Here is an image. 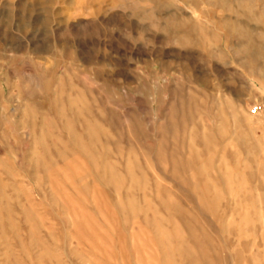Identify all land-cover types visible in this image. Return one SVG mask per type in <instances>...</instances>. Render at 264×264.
Instances as JSON below:
<instances>
[{"label":"rangeland","instance_id":"374dc122","mask_svg":"<svg viewBox=\"0 0 264 264\" xmlns=\"http://www.w3.org/2000/svg\"><path fill=\"white\" fill-rule=\"evenodd\" d=\"M260 68L264 0H0V264H264Z\"/></svg>","mask_w":264,"mask_h":264},{"label":"built area","instance_id":"2783aa9c","mask_svg":"<svg viewBox=\"0 0 264 264\" xmlns=\"http://www.w3.org/2000/svg\"><path fill=\"white\" fill-rule=\"evenodd\" d=\"M247 111L251 116L264 119V93L249 98Z\"/></svg>","mask_w":264,"mask_h":264},{"label":"bare ground","instance_id":"6f19581e","mask_svg":"<svg viewBox=\"0 0 264 264\" xmlns=\"http://www.w3.org/2000/svg\"><path fill=\"white\" fill-rule=\"evenodd\" d=\"M218 1H222V0H218ZM248 1V0H247ZM250 1V0H249ZM166 21H167V19H165ZM173 21V20H172ZM234 33H236L237 35H238V33H240V32H238L237 31V29L235 28V27H232V29H231ZM179 35H180V33H179ZM239 36L241 37L242 35H240L239 34ZM242 37H244L245 38V40H246V47H248L249 45H250V40H251V38H249L248 36H247V34H245L244 36H242ZM194 38V37H193ZM195 39V38H194ZM198 42V41H197ZM196 44V43H195ZM263 45V44H262ZM258 46H260V45H258ZM257 46V47H258ZM252 47V46H251ZM247 49V48H246ZM249 49V48H248ZM249 52H250V54L253 56V60H257V55L255 54V52H253V51H250L249 50ZM256 62V61H255ZM260 74L262 75V76H264V69L263 68H260Z\"/></svg>","mask_w":264,"mask_h":264},{"label":"crops","instance_id":"0c3cea01","mask_svg":"<svg viewBox=\"0 0 264 264\" xmlns=\"http://www.w3.org/2000/svg\"><path fill=\"white\" fill-rule=\"evenodd\" d=\"M183 30L186 31L185 29H182L181 32H184ZM187 30H189V29L187 28ZM67 53H68V56H69L68 58H70V59L73 60L74 59L73 56L71 57V55L73 54V52L70 51V50H67Z\"/></svg>","mask_w":264,"mask_h":264}]
</instances>
